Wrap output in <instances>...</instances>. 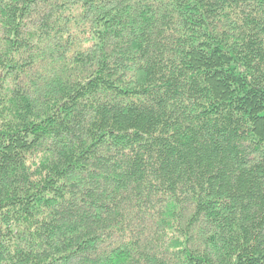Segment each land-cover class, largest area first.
Segmentation results:
<instances>
[{"label": "trees", "instance_id": "1", "mask_svg": "<svg viewBox=\"0 0 264 264\" xmlns=\"http://www.w3.org/2000/svg\"><path fill=\"white\" fill-rule=\"evenodd\" d=\"M0 264H264V0H0Z\"/></svg>", "mask_w": 264, "mask_h": 264}]
</instances>
